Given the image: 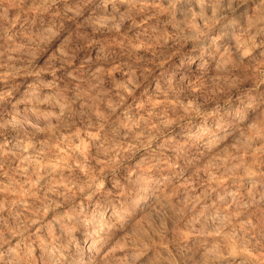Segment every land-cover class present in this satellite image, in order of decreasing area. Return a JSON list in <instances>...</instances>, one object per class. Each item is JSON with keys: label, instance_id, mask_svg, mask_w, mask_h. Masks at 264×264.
Returning a JSON list of instances; mask_svg holds the SVG:
<instances>
[{"label": "clouds", "instance_id": "clouds-1", "mask_svg": "<svg viewBox=\"0 0 264 264\" xmlns=\"http://www.w3.org/2000/svg\"><path fill=\"white\" fill-rule=\"evenodd\" d=\"M0 264H264V0H0Z\"/></svg>", "mask_w": 264, "mask_h": 264}]
</instances>
